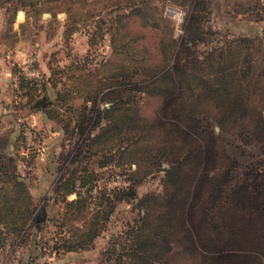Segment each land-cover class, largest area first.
Here are the masks:
<instances>
[{
    "label": "rangeland",
    "instance_id": "obj_1",
    "mask_svg": "<svg viewBox=\"0 0 264 264\" xmlns=\"http://www.w3.org/2000/svg\"><path fill=\"white\" fill-rule=\"evenodd\" d=\"M202 1L206 12L198 28L191 23L193 8L183 0H147L142 6L154 12L153 16L168 20L171 35L177 40L175 54L163 71L173 69L177 63H191L207 80L214 72L218 80L228 74V88L235 91L243 107L241 115L231 114L220 123L207 115L197 116L198 131L183 121L165 119L173 124L171 136L185 131V147H189L192 138L207 146L200 130L211 132L214 138L210 155L206 147L203 149L204 168L189 185L193 193L198 192L185 200L183 215L178 219L175 215L173 224L181 231L169 238L174 248L192 245L194 250L184 259L174 254V263L193 264L199 252L211 264H264V5L259 0ZM170 7L173 15L168 12ZM115 13L103 12L104 22L98 28L95 19L69 31L71 26H65L64 12L32 15L24 23L23 12L17 11L9 29L5 25L9 15L0 9V120L6 114L0 124V148L6 144L11 125L17 146L14 149L20 147L26 152L28 164H23L28 170L30 204L34 218L39 219L38 226L32 224L25 229L22 239L0 250V264H99L108 243L117 237L121 240L125 231L135 229L147 211L158 210L159 197L171 188L163 177L172 162L161 159L152 173L134 187V196L116 204L104 230L91 245L75 252L54 249L59 238L56 220L61 207L50 198L51 191L81 138L65 140L58 123L47 118L41 109L51 108L48 103L61 90L62 82L74 91L75 86H80L74 76L101 77L127 60V51L121 47V37L113 25ZM185 47L188 52L183 50ZM210 58L216 63L215 69L208 66ZM232 67L236 71H230ZM187 74H193L189 66ZM17 75L34 80L39 89L33 92L30 107L26 105L28 96L17 86ZM133 81L143 86L149 82L141 81L139 76ZM134 94L137 104L144 106V114L151 115L153 101L146 103L142 92ZM222 95L219 107L225 105ZM78 103L73 101L74 105ZM108 105L105 102L100 107ZM215 114L220 115V111ZM45 166L47 172L42 171ZM90 168L98 178L96 189L122 187L126 183L115 167ZM214 190L217 195L213 198ZM146 194L158 198L146 200L139 210L136 203Z\"/></svg>",
    "mask_w": 264,
    "mask_h": 264
},
{
    "label": "trees",
    "instance_id": "obj_2",
    "mask_svg": "<svg viewBox=\"0 0 264 264\" xmlns=\"http://www.w3.org/2000/svg\"><path fill=\"white\" fill-rule=\"evenodd\" d=\"M146 1L0 0V9L9 15L5 21L9 29L17 11L23 12L24 23H28L32 15L47 12L53 16L64 12V24L67 28L71 26L69 31L75 30L78 24L95 19L98 28L99 23L104 22L103 12H116L112 18L113 25L116 26V35L121 37V47L127 51V60L101 77L92 74H86L84 78L74 76L80 85L75 86L74 91L69 84L62 82L61 90L56 91L54 99L48 103L51 108L41 109L47 118L58 123L65 140L81 138L51 191L50 198L61 207L56 220L59 238L54 249L57 251L75 252L91 245L104 230L116 204L132 198L134 187L152 173L161 159L172 162L163 177L171 188L159 197L158 210L143 214L138 226L125 231L121 240L119 237L112 239L102 251L99 264H176L174 254L184 259L185 255L192 253V245L174 248L169 238L181 231L173 222L183 215L185 200L198 192L193 193L194 189H189V185L196 173L204 168L203 149L206 147L210 155L214 138L211 132L200 130L207 146L192 138L189 147H185V131L171 136L173 124L165 119L183 121L198 131L199 115L203 118L207 115L220 123L225 117L231 114L238 116L243 111L235 91L228 88V74L218 80L213 71L207 80L194 64L189 65L191 63H177L173 69L163 71L175 54L177 40L171 35L168 20L157 14L153 16L154 12L142 7ZM183 2H188L193 8L191 23L198 28L202 14L206 12L204 2ZM190 41L194 40L191 38ZM183 50L188 52V47ZM208 61L210 69H215L214 60L210 58ZM188 66L193 71L191 77L187 74ZM234 67L230 71H236ZM14 72L11 71L12 74ZM138 76L141 81H149L146 86L133 81ZM17 84L19 90H23L22 94L28 96L26 105L30 107L33 92L39 90L36 82L17 75ZM136 91L145 94L146 103H154L148 117L142 111L144 106L137 104ZM221 93L225 105L219 107ZM74 100L79 103L74 105ZM105 102L108 107H100ZM216 111H220V115L215 116ZM22 160L28 164L24 157ZM91 165L119 169L121 173L117 172V175L122 176L125 185L96 189L98 178ZM27 174V171L20 175L9 169L0 154V250L22 239L29 225H39L30 204ZM216 190L211 191V197L217 195ZM157 198L146 194L138 199L136 205L141 210L142 203L148 199L156 201ZM197 255V262L193 264L212 263L199 252Z\"/></svg>",
    "mask_w": 264,
    "mask_h": 264
},
{
    "label": "crops",
    "instance_id": "obj_3",
    "mask_svg": "<svg viewBox=\"0 0 264 264\" xmlns=\"http://www.w3.org/2000/svg\"><path fill=\"white\" fill-rule=\"evenodd\" d=\"M5 115L6 114H4L1 117L0 124H2L4 122L3 119L6 117ZM2 130L3 129L1 128L0 129L1 133L3 132ZM11 130H12V128L10 125V129L8 130L9 133H7V136H6V140H7L6 144H5V146H2L0 148V154L2 155V160L4 161V163H6V165L9 169L16 170L20 175H24L25 171L28 172V170L25 169V166H24L23 160H22V158L26 155V152L24 151V149L20 150V147H19V149H14L17 146L13 142V133L11 132ZM50 134H52V133H50ZM15 154L17 155L16 159H15V156H16ZM36 155L42 157V154L37 153ZM42 171L47 172L46 166L43 167Z\"/></svg>",
    "mask_w": 264,
    "mask_h": 264
},
{
    "label": "built area",
    "instance_id": "obj_4",
    "mask_svg": "<svg viewBox=\"0 0 264 264\" xmlns=\"http://www.w3.org/2000/svg\"><path fill=\"white\" fill-rule=\"evenodd\" d=\"M259 2H260L261 4L264 5V0H259ZM170 9H171V10H168V12H169V13H172V15H173V13H174V9L171 8V7H170ZM26 139H27V137H26ZM113 187H119V186H116V185H115V186H113Z\"/></svg>",
    "mask_w": 264,
    "mask_h": 264
},
{
    "label": "water",
    "instance_id": "obj_5",
    "mask_svg": "<svg viewBox=\"0 0 264 264\" xmlns=\"http://www.w3.org/2000/svg\"><path fill=\"white\" fill-rule=\"evenodd\" d=\"M36 104H38V103H36Z\"/></svg>",
    "mask_w": 264,
    "mask_h": 264
}]
</instances>
